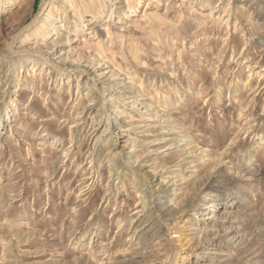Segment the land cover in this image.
<instances>
[{
  "label": "rangeland",
  "instance_id": "374dc122",
  "mask_svg": "<svg viewBox=\"0 0 264 264\" xmlns=\"http://www.w3.org/2000/svg\"><path fill=\"white\" fill-rule=\"evenodd\" d=\"M0 264H264V0L0 7Z\"/></svg>",
  "mask_w": 264,
  "mask_h": 264
},
{
  "label": "bare ground",
  "instance_id": "6f19581e",
  "mask_svg": "<svg viewBox=\"0 0 264 264\" xmlns=\"http://www.w3.org/2000/svg\"><path fill=\"white\" fill-rule=\"evenodd\" d=\"M9 2H13V0H0V7H5ZM229 5V4H228ZM44 27V26H43ZM42 38V37H41ZM60 43V42H59ZM58 43V44H59ZM46 47V46H45ZM57 48V44H55L52 47V52H55V49ZM40 51V50H39ZM46 51V50H45ZM59 55V54H58ZM102 74V73H101ZM119 86V85H118ZM114 88V87H113ZM136 96V95H135ZM103 134V133H102ZM97 140V139H96ZM99 142V140H97ZM97 143V142H96ZM95 143V144H96ZM96 147V146H95ZM67 152V151H66ZM100 168V167H99ZM85 179V178H84ZM84 181V180H83Z\"/></svg>",
  "mask_w": 264,
  "mask_h": 264
}]
</instances>
